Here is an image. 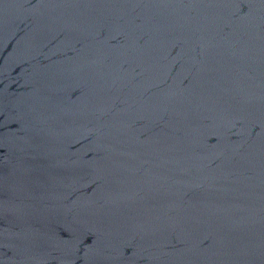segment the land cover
<instances>
[{"label": "water", "instance_id": "water-1", "mask_svg": "<svg viewBox=\"0 0 264 264\" xmlns=\"http://www.w3.org/2000/svg\"><path fill=\"white\" fill-rule=\"evenodd\" d=\"M0 264H264V0H0Z\"/></svg>", "mask_w": 264, "mask_h": 264}]
</instances>
